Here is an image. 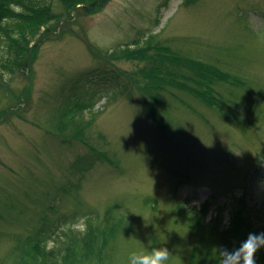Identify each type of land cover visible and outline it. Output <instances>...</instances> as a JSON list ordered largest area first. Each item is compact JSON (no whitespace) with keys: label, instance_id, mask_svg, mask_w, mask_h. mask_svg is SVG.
<instances>
[{"label":"rangeland","instance_id":"374dc122","mask_svg":"<svg viewBox=\"0 0 264 264\" xmlns=\"http://www.w3.org/2000/svg\"><path fill=\"white\" fill-rule=\"evenodd\" d=\"M85 11L43 32L30 72L0 76V264H128L155 247L189 264L216 242L213 262L223 247L199 230L241 209L264 229V0ZM156 66L169 80L145 94ZM213 67L232 76L212 84L217 103L170 83L195 76L205 92Z\"/></svg>","mask_w":264,"mask_h":264},{"label":"trees","instance_id":"16d2710c","mask_svg":"<svg viewBox=\"0 0 264 264\" xmlns=\"http://www.w3.org/2000/svg\"><path fill=\"white\" fill-rule=\"evenodd\" d=\"M55 2L56 5L58 4L60 10H58V7L55 6ZM107 2L108 0H0V76H2V74L4 73H9L11 77H14L19 74H25L27 73V71L30 72V70H32L33 62L35 61V48L39 47L40 43L43 41V32L49 29L52 23L59 22L61 19L72 14V12H74L79 7L85 9L87 12H92L98 10ZM18 6L20 7V10H17L16 7ZM44 26L46 28L45 30H42V27ZM36 34L40 35L39 38L35 41H32L34 40V38H36ZM144 50L145 55L143 56L147 57V51L146 49ZM128 53H130V51H128ZM160 53L159 57L161 58H159V60H161V63L166 65L167 56L161 55ZM127 57L134 58L133 55H127ZM189 63L192 67L197 65L191 61H189ZM155 68L157 70L154 72H150L148 75L152 77V80L148 82L147 86L142 87V90H144V92L146 91L148 93L149 90L154 88L153 83L157 80H160L157 82V84L162 80H169L166 75L168 72H165V74H163L160 67L156 66ZM148 76L145 75V77L149 79L150 77ZM177 76H179V74H177ZM204 76L206 79V84L208 86V89L205 92L197 88V85L195 83L197 79L195 78V76L184 75L183 78L185 79L183 81L182 78L179 80L178 78L180 77H178L175 78V80L170 81V83L175 84L178 87H185L187 89H190L211 104L217 103L216 98H214L213 96V92L215 90L212 84L215 81H227L232 76L216 67L208 69ZM188 80H192L193 83L187 82ZM134 82L137 83L138 79H134ZM146 92L145 94H147ZM92 93L91 97H93L94 94ZM153 98L155 100H159L161 98V95L159 93H156ZM144 100L155 121H157L159 126H161L163 130H165L164 132H166L165 123L163 122V119L160 120L158 118V114L154 111L153 103L148 102V99H146L145 97ZM78 105H84V107H86L90 104L86 102H80L78 103ZM65 110L67 111L68 107L63 111ZM148 201L149 199L146 200V202ZM209 206L210 202H206L204 204V213L207 212ZM233 215L234 216L230 227L226 228L224 231H219L218 226L211 227L210 225L208 227H204L202 230H199L202 241L206 242L209 237L211 238L217 235V238L215 239L219 242V245L223 248L232 250L238 247L240 242L242 240H245L249 233L259 234L261 232H264V229H259L260 225L256 224L254 220H252V215L248 214L247 211H243V209H241L235 211ZM257 220H259V217L257 218ZM198 224H200L199 226H202L201 223ZM42 230L43 229L35 232V234L31 237L32 239H35L36 243L39 245L41 241H45V239L40 237ZM38 241H40V243ZM104 242L106 244L109 242V240H106ZM37 244L35 246V250L38 252L39 248L37 247L39 245ZM214 244H216V242H213V244H211V248H209V251L207 252L205 257L201 256L199 258L198 254L194 253L193 255L196 254V258L198 259V261L195 257H192L189 259V264H221L220 255L213 262L209 261L212 254L214 253ZM38 253L39 255L35 256L33 258V261H35L37 264H49L48 257L46 255L42 256L40 252ZM263 257L264 248H261L255 254L256 264L257 260Z\"/></svg>","mask_w":264,"mask_h":264},{"label":"clouds","instance_id":"9594fccd","mask_svg":"<svg viewBox=\"0 0 264 264\" xmlns=\"http://www.w3.org/2000/svg\"><path fill=\"white\" fill-rule=\"evenodd\" d=\"M264 248V232L249 233L238 247L220 250L221 264H256L255 254ZM171 253L166 247H155L149 251H132L128 264H167Z\"/></svg>","mask_w":264,"mask_h":264}]
</instances>
